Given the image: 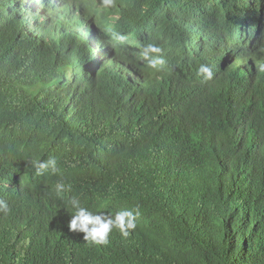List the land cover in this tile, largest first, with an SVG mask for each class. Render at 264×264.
Listing matches in <instances>:
<instances>
[{
    "label": "trees",
    "instance_id": "16d2710c",
    "mask_svg": "<svg viewBox=\"0 0 264 264\" xmlns=\"http://www.w3.org/2000/svg\"><path fill=\"white\" fill-rule=\"evenodd\" d=\"M0 200V264H264V0H0Z\"/></svg>",
    "mask_w": 264,
    "mask_h": 264
},
{
    "label": "clouds",
    "instance_id": "9594fccd",
    "mask_svg": "<svg viewBox=\"0 0 264 264\" xmlns=\"http://www.w3.org/2000/svg\"><path fill=\"white\" fill-rule=\"evenodd\" d=\"M106 4L111 3V0H105ZM123 40V36L116 37ZM162 49L154 44H149L144 50L143 55L148 58V63L151 68L161 70L165 65V59L160 55H152L161 53ZM199 72L205 74L206 79L212 78V71L206 65H201ZM32 167L35 168L37 174H43L50 170L52 174L59 172L57 162L55 158H49L47 160H32ZM65 190L63 183H57L54 186V191L59 197ZM68 204L72 212V217L68 223V227L73 232L83 233L85 241H91L96 244H107L109 234L112 230L118 229L123 237H128L131 230H134L137 226L136 220L140 216L139 208L134 210L123 209L117 211L115 215L106 212H93L87 207H84L81 201L73 196L68 200ZM10 211L8 204L0 200V212L7 213Z\"/></svg>",
    "mask_w": 264,
    "mask_h": 264
},
{
    "label": "rangeland",
    "instance_id": "374dc122",
    "mask_svg": "<svg viewBox=\"0 0 264 264\" xmlns=\"http://www.w3.org/2000/svg\"><path fill=\"white\" fill-rule=\"evenodd\" d=\"M153 233H155L156 231L152 230Z\"/></svg>",
    "mask_w": 264,
    "mask_h": 264
},
{
    "label": "bare ground",
    "instance_id": "6f19581e",
    "mask_svg": "<svg viewBox=\"0 0 264 264\" xmlns=\"http://www.w3.org/2000/svg\"><path fill=\"white\" fill-rule=\"evenodd\" d=\"M38 2V1H37Z\"/></svg>",
    "mask_w": 264,
    "mask_h": 264
}]
</instances>
